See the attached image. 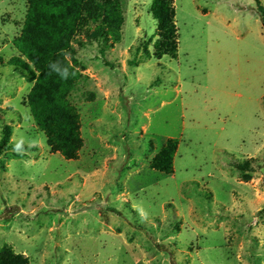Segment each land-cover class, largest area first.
Wrapping results in <instances>:
<instances>
[{
  "label": "rangeland",
  "instance_id": "374dc122",
  "mask_svg": "<svg viewBox=\"0 0 264 264\" xmlns=\"http://www.w3.org/2000/svg\"><path fill=\"white\" fill-rule=\"evenodd\" d=\"M121 1L119 40L85 28L67 53L83 145L66 158L27 105L33 65L11 62L27 1L0 0V247L31 264H264V0H173L161 57L151 0ZM169 137L166 172L150 161Z\"/></svg>",
  "mask_w": 264,
  "mask_h": 264
},
{
  "label": "trees",
  "instance_id": "16d2710c",
  "mask_svg": "<svg viewBox=\"0 0 264 264\" xmlns=\"http://www.w3.org/2000/svg\"><path fill=\"white\" fill-rule=\"evenodd\" d=\"M27 9L20 32L14 37L15 47L24 56L12 63L34 69V82L27 93L30 113L47 137L52 148L66 158H75L83 145L80 117L70 99V92L83 76L67 57L72 39L81 29L90 37L117 41L124 20L121 0H26ZM149 11L156 20L157 37L153 54L175 55L177 25L173 0H151ZM264 7L259 8L263 19ZM103 52V50H101ZM36 72V73H35ZM0 147L6 143L9 127H3ZM176 140L172 137L155 153L150 166L169 172L172 169ZM0 264H31L23 253L11 245L0 247Z\"/></svg>",
  "mask_w": 264,
  "mask_h": 264
}]
</instances>
